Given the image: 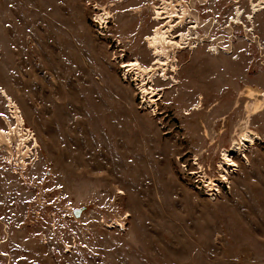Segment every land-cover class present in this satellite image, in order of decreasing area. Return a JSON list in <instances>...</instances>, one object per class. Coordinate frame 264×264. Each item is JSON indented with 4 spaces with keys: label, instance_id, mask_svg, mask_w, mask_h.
I'll return each mask as SVG.
<instances>
[{
    "label": "rangeland",
    "instance_id": "1",
    "mask_svg": "<svg viewBox=\"0 0 264 264\" xmlns=\"http://www.w3.org/2000/svg\"><path fill=\"white\" fill-rule=\"evenodd\" d=\"M121 1L0 0V129L17 124L5 91L38 143L25 170L0 149V264H264V111L261 141L208 186L242 132L241 90H264V9L174 0L195 2L199 44L155 79L156 108L123 64H152L162 2Z\"/></svg>",
    "mask_w": 264,
    "mask_h": 264
},
{
    "label": "bare ground",
    "instance_id": "2",
    "mask_svg": "<svg viewBox=\"0 0 264 264\" xmlns=\"http://www.w3.org/2000/svg\"><path fill=\"white\" fill-rule=\"evenodd\" d=\"M161 2V5L153 4L151 7L152 9L150 8L156 16V21L159 23L153 33L146 37V42L154 57L152 64L150 66H143L138 59L128 64H123V67L125 68L124 76L129 77L131 80H135V82L141 83L140 88L145 97V104L156 108L157 103L154 97L156 92L153 88L155 79L163 77L164 80H167L169 71L173 74L177 72L178 64L176 54L179 53L180 50H183V48H190L191 50L196 49V46L198 45L185 47V44L188 43V40L195 38L191 31L199 29V24L201 23L199 16L193 15L192 12L195 2H193L191 6L189 5L190 3L187 4L184 1L161 0ZM250 6L251 14H249L248 19L252 20L256 13L264 9V0H252ZM98 11L99 14L96 15V20L101 24H108L111 12L105 7L99 8ZM241 22L242 12L237 10L236 17L233 18V23L239 24ZM186 25H189L190 30L187 32H181L177 35L175 34L177 29L184 28ZM229 28L231 31L233 26L230 24ZM195 34L197 35V32ZM221 42H223V39L220 40V43ZM219 49L220 45H215L210 51H215L214 55H216L220 52ZM2 94L9 102L8 108L11 109L12 118L17 124L16 126H13L10 121H8L7 125L9 130L0 129V149L4 147L7 154H10V157H13L15 155L13 148L16 146L17 156H15L18 158L17 165L25 170L27 169V162L33 154V149H31L30 144L34 143V148H37L38 143L35 135L25 125L21 109L5 91H3ZM242 97L247 99L243 105L245 108L244 110L248 114L245 120L242 121V132L237 138L233 139L230 147L223 148V157L225 161L220 162L219 164L221 178L209 177L208 186L211 189L212 195L218 191L219 185L224 179H227V173L235 166V162L233 161L235 154L243 153L246 147L261 141L260 134L249 126V122L253 114L264 111V90L244 88L239 94L236 108L239 107L240 99ZM201 101L199 104L194 105L193 110H200L198 108L200 107ZM14 172L18 173L17 169H15ZM202 173H204L205 176L207 175L205 172Z\"/></svg>",
    "mask_w": 264,
    "mask_h": 264
},
{
    "label": "water",
    "instance_id": "3",
    "mask_svg": "<svg viewBox=\"0 0 264 264\" xmlns=\"http://www.w3.org/2000/svg\"><path fill=\"white\" fill-rule=\"evenodd\" d=\"M83 211H84V208L83 209H75L74 214L76 217H80Z\"/></svg>",
    "mask_w": 264,
    "mask_h": 264
},
{
    "label": "built area",
    "instance_id": "4",
    "mask_svg": "<svg viewBox=\"0 0 264 264\" xmlns=\"http://www.w3.org/2000/svg\"><path fill=\"white\" fill-rule=\"evenodd\" d=\"M198 45V42L196 41V42H191L190 40H188V43H186L185 45L187 46V47H191L192 45ZM74 239V241L73 242H75V237H73Z\"/></svg>",
    "mask_w": 264,
    "mask_h": 264
},
{
    "label": "trees",
    "instance_id": "5",
    "mask_svg": "<svg viewBox=\"0 0 264 264\" xmlns=\"http://www.w3.org/2000/svg\"><path fill=\"white\" fill-rule=\"evenodd\" d=\"M258 15V14H257Z\"/></svg>",
    "mask_w": 264,
    "mask_h": 264
}]
</instances>
